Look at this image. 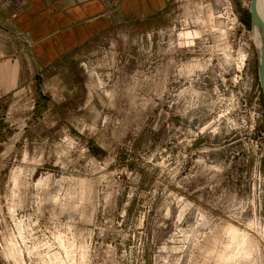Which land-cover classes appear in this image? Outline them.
Returning <instances> with one entry per match:
<instances>
[{
    "label": "rangeland",
    "instance_id": "1",
    "mask_svg": "<svg viewBox=\"0 0 264 264\" xmlns=\"http://www.w3.org/2000/svg\"><path fill=\"white\" fill-rule=\"evenodd\" d=\"M249 2L114 13L84 43L49 48L42 84L23 71L0 100V264H264Z\"/></svg>",
    "mask_w": 264,
    "mask_h": 264
},
{
    "label": "crops",
    "instance_id": "2",
    "mask_svg": "<svg viewBox=\"0 0 264 264\" xmlns=\"http://www.w3.org/2000/svg\"><path fill=\"white\" fill-rule=\"evenodd\" d=\"M172 1L0 0V100L15 94L23 71L28 73V82L32 83L34 77L36 83L42 84L44 65L55 58L49 61L44 58L49 48L59 47L58 56L84 43L100 30L110 27L114 13L127 22L165 19ZM82 24H88L89 28L83 29ZM50 37L61 40L51 42ZM20 40L30 44L32 58L25 63L22 55L7 56L9 53L4 49L8 41L19 43ZM33 66L38 69L29 73Z\"/></svg>",
    "mask_w": 264,
    "mask_h": 264
},
{
    "label": "bare ground",
    "instance_id": "3",
    "mask_svg": "<svg viewBox=\"0 0 264 264\" xmlns=\"http://www.w3.org/2000/svg\"><path fill=\"white\" fill-rule=\"evenodd\" d=\"M256 12H257L258 16L260 17L262 23L264 24V0H256ZM249 14H250V2H249ZM250 18H251V16H250ZM250 28H251L252 44H253V47H254L255 58H256V62H257V66H258V64L260 62V57H261L262 28L252 18H251ZM182 36L186 40H188L190 38L191 34L188 32V33H186V34H184ZM12 181H14V180H12ZM38 184L41 185L42 183L38 182Z\"/></svg>",
    "mask_w": 264,
    "mask_h": 264
},
{
    "label": "water",
    "instance_id": "4",
    "mask_svg": "<svg viewBox=\"0 0 264 264\" xmlns=\"http://www.w3.org/2000/svg\"><path fill=\"white\" fill-rule=\"evenodd\" d=\"M250 16L262 28L261 57H260V62L257 68H258V78H259L261 95H262V105H263V111H264V24L262 23L260 17L258 16L256 12V0H250Z\"/></svg>",
    "mask_w": 264,
    "mask_h": 264
}]
</instances>
